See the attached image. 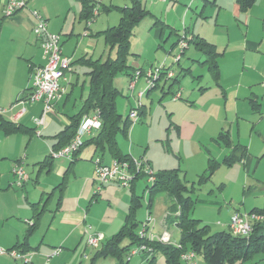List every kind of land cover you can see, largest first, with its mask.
Wrapping results in <instances>:
<instances>
[{"label":"crops","instance_id":"0c3cea01","mask_svg":"<svg viewBox=\"0 0 264 264\" xmlns=\"http://www.w3.org/2000/svg\"><path fill=\"white\" fill-rule=\"evenodd\" d=\"M5 1L6 0H0V107L5 109L4 112L0 113V200L4 201V204L0 203V245L7 248H17L18 250L28 253L33 251L39 252L38 254L41 253L39 255V260L38 262L36 260L35 263L33 257L36 254L30 253V264H41L44 260L43 255L50 252L53 247H56V244L59 243L61 246H74L75 249L81 240H84V237H86L87 226H85L86 228L84 229L83 234L82 227L83 224H85L87 212L91 210V208H89L90 203L85 207L83 200L84 198H87L88 194L91 192L90 190L92 188L90 189L89 183L93 185L96 184L93 174L95 168L94 160L99 159L102 164L104 163L106 165H110L114 160L109 152L111 161H104L103 154L99 155L100 149L90 143L83 145L79 153L72 159L65 156H50V150L54 148V146L59 145L56 135L64 130V128L71 123L72 117L81 111L84 100L89 92L88 72L90 68H88V66L80 59L91 58L93 60H103L101 59V56L97 58H94V56L98 51L96 44L98 42H95V37L96 39H98L99 36L103 38L100 32L104 29L94 31L93 25L90 24V22L88 23V20H85V18L82 17L81 6L79 7L74 2H70L67 5L68 7L59 6L58 9H55L51 8L49 4L42 5L36 0H27L25 7L18 10L12 16L6 17L3 13ZM187 1L191 2L193 0H165L158 1L157 3H167L170 4L172 8H177L178 3ZM29 2L32 5H29ZM208 2L209 0H203L202 9L199 14L207 19V26L212 27H209L207 31L209 34L206 35V33L204 34L202 32H192L189 38H194L196 36L202 37L214 46L218 53L216 56L219 69L218 80L215 81L213 79L207 66L202 63L204 59L203 53L193 43H190L187 48L190 45L193 46L195 50L200 52V57H190L189 62L184 65L180 63L182 59L180 58L177 64L178 72L173 76L175 77L174 79L171 77L173 79L171 82L168 84L163 83L161 86L157 83L156 88L147 89L145 78L140 76V78L138 77L135 81L132 89L128 87L129 95L137 102L138 93L142 91L143 94L139 98L140 104L138 102V105H136V107H140L139 109H136L138 117L133 123H131L129 127L130 131L128 130L126 137L131 135V138L133 139L139 115L146 107L145 102H143V96L145 94L147 95L151 90L154 91L159 89L161 95L160 98H162L164 95L172 92L174 82L178 81L180 75H190L192 79L196 81V85L198 86L197 90L201 96L210 92L211 90L209 89L216 86L219 88L221 95L226 98V88L232 89L236 85V88H234V98L238 100L240 96H244V98L248 99V104L251 106L252 111L259 112L264 119L262 114L264 112V103L259 101V96H261V99L264 98V88L261 85L264 80V0H255L252 6L243 12L240 10L236 0H233L230 9L235 16L234 19L237 25L231 23L235 27L231 23L226 25L227 23H225L226 21L222 17V11L225 8L222 0H214L212 3L215 7L213 10L214 12L205 15ZM142 4L144 5L143 0ZM28 5L30 8L38 10L47 20V30L53 33L59 32L61 36L60 43L62 51L66 56H70L72 59L70 69L65 72V79H61V85L64 87V92L58 100L53 102V107L51 110H48L45 124L42 126L37 125L35 119L41 115L43 103L41 101L33 103L18 102L21 97L24 98L29 93L31 69L34 66H39L44 63V59L41 57L42 50L39 45V40L32 31L34 18L29 10L30 8L27 7ZM71 10L72 15L70 13ZM147 11L150 12L149 10ZM70 16L72 17L70 18ZM211 16L214 17L213 22L211 21V18H209ZM153 18H155V25L162 26L159 31H155L154 39L159 37V39L162 40L164 34L163 26L165 25L169 28L165 40L159 44L160 47L164 48L165 45H163V43L171 37L172 33L176 35V38L170 44L169 50L172 51L174 45L177 44L179 39L178 37L180 33L178 29H176L174 25L165 23L154 15ZM239 23L244 26L241 30L238 28ZM255 23H257V26ZM223 28L226 29L228 35L227 41L224 45L223 43L219 45L217 42L220 39L214 38V36L219 37L218 35L224 31ZM232 28H236L237 30L234 35V43L232 42L233 37L231 38L229 34V31ZM84 30L87 32L83 35L80 32H83ZM240 32H242V35ZM109 49L111 48L109 47ZM102 52H104V48L102 49ZM131 55H133V53H131ZM194 55L196 56L195 53ZM129 56L128 58H130ZM127 63L130 66V71L138 68L137 66H141L140 68L144 67L138 65V61L133 57L130 58V60L127 59ZM194 65H197L196 68H194ZM167 67L171 68V66ZM80 73H83L84 75L82 81L80 79ZM122 74L127 76V80L130 81L129 79L131 76H129V74ZM207 75H209V78H206ZM79 81H81L80 88ZM225 81L230 82L229 85H226ZM113 85L119 91L114 79ZM137 86L140 90H137ZM144 87H146L145 91ZM177 92H179V88L174 91L175 94ZM181 98L182 94L180 93L179 97L177 99L172 98V101L175 103ZM184 100L189 102L190 105L195 104V101L193 100ZM128 101L130 102V100ZM208 102L209 101L207 100L202 103L203 109H206V111H210L211 104L209 105V103L211 101ZM136 107L131 106L125 116L120 113L123 119L128 118L131 122L128 114L131 109ZM171 108V114L176 112L175 107ZM140 109L142 110L139 112ZM92 112L93 110L85 112L83 115H90ZM6 124L17 126L18 129L13 131L5 129ZM171 127H173V131L177 133V137L182 143V155L186 158L189 157L192 161L196 160V162H200V164L204 162V155L206 154L207 161L209 156L215 158L219 162L222 161L225 156L230 155L233 152V145H235V143L245 146L246 148V155L241 161H244L247 158V155H249L248 145L242 143L240 136H237V140H234L231 132L228 129H225V127L218 129L217 134L213 133L216 132L217 129H214V131L208 129L207 133L206 130H201L198 121L195 122L190 119V117H186V115L180 117L177 116L176 119L174 118L171 121ZM37 131H39V134H37ZM220 132L227 133L231 141L230 146H226L217 140V136ZM117 136L116 141L121 152L135 160V149L133 144L130 143L129 146L125 148L124 145L119 143ZM90 137L91 136H86L85 140ZM207 140L214 141L217 145L226 148L227 153L222 151L225 154L221 160L212 156L208 148L205 147L206 154L201 150V147ZM240 153L241 151L237 150L235 155L239 156ZM22 154L23 156L21 157ZM20 158H23V167L24 165L30 166L31 171L34 174V178H31L30 173L27 172L29 179L20 187L25 190L27 189V184L32 181L33 187L31 191L28 189L30 197L27 194L24 201L21 199V194L19 195L15 193L12 188V186H14V175L11 168ZM51 177L53 180L49 179ZM68 182L81 183L80 187H78L77 194L71 196L70 198L72 199L70 201H67V196L64 192ZM113 183L117 184L116 182H109L102 186V188L105 186L104 194L107 193L109 189L114 188L115 185ZM118 185L119 184H117V186ZM56 188L59 189V194L54 200L57 192ZM125 195L126 191L124 192V196ZM52 202L53 204L51 205ZM235 211H239V209H235ZM47 213L49 214L47 215ZM46 215L48 218H46ZM24 221H30L27 230L26 226L23 224ZM43 221H46L45 226H47V229L45 232L41 233L36 242L30 243L31 233L37 227H40ZM163 222L166 223L165 218H163ZM52 226L54 227L53 229L55 232H60H58V235H56L54 239L48 240L46 239V235ZM153 231L156 233L161 232L155 229H153ZM137 255L140 258V264L145 263V261L149 262L148 259L151 257L150 254L145 253ZM1 256L3 255H0V257ZM203 261L205 260H198L197 255H195L191 261H185V263L205 264ZM258 264H264V260L258 262Z\"/></svg>","mask_w":264,"mask_h":264},{"label":"rangeland","instance_id":"374dc122","mask_svg":"<svg viewBox=\"0 0 264 264\" xmlns=\"http://www.w3.org/2000/svg\"><path fill=\"white\" fill-rule=\"evenodd\" d=\"M36 1L42 5L49 4L51 8L55 9H58L59 6L68 7L67 5L70 2H74L79 7L81 6L79 0ZM93 1L95 2L94 9H96L98 13L93 17L92 21H90V24L93 25L94 31L118 25L121 16L119 8L130 5V0ZM213 1L214 0H209L205 10V15L214 12L213 10L215 7L212 5ZM222 1L225 7L222 11V17L225 19V23H227L226 25H229L231 22L237 25L234 19L235 16L232 14L230 9L233 0ZM143 2L146 10L150 11V14L145 15L133 28L130 39H128L130 40L129 57H133L136 61H138V65L144 66L142 69L150 66L153 68L158 67L162 63L165 64L166 67L171 66V68H167L171 69L175 75L178 72L175 57L181 49L180 45L177 42L172 51L169 50L170 44L176 38V35L172 33L171 37L163 43V45H165L164 48L159 46V44L165 40L169 28L165 25L163 26L164 34L162 40L159 39V37L154 39L155 31H159L162 26L154 24L155 18H153V15L160 18L165 23L174 25L180 33L179 37L181 35H185L189 38L192 32H202L208 35L209 32L207 31L210 26H207V19L199 14L202 9L203 0L180 2L178 3L177 8H172L170 4L157 3L158 1L153 0H143ZM29 5L32 4L29 2ZM29 5L27 7L30 8ZM33 9L35 8H30V12ZM70 13L72 15V10ZM71 17L72 16H70V18ZM209 18H211L212 22L214 21L213 16ZM255 25L257 26V23H255ZM238 26L237 27L240 30L244 27L241 23H239ZM223 29L224 31L218 35L219 37L214 36V38L220 39L217 42L219 45L222 43L224 45L227 41L228 35L226 33V29ZM86 32L87 31L84 30L80 33L84 35ZM236 32V28H232L229 31L231 38L233 37V43L235 42L234 35ZM240 33L242 35V32ZM95 40V42H98L96 43L98 51L94 58L101 56V59L105 60L109 56H115L116 49H109V45L102 41L103 38L101 36H99L98 39L95 37ZM103 48L104 52H102ZM131 53H133V55H131ZM197 56L200 57V52L195 50L193 46L190 45L184 50V54L181 55L182 59L180 63L182 65L187 64L190 57ZM130 58H128V60H130ZM196 66L197 65H194V68H196ZM137 67L138 68L136 69H139V66ZM80 75V79L82 81L84 75L83 73H80ZM206 78H209V75H207ZM127 79V76L122 73H118L114 77L120 91L118 97L116 98L115 107L118 112L122 113L124 116L131 106L136 107V105H138V102L133 100L129 95V81ZM160 80L161 81L158 83L161 86L163 83L168 84L173 79L166 78L165 75H162ZM81 81H79V88ZM229 83L230 82L225 81L226 85H229ZM178 88V93L182 94V98L178 99L177 102L174 103L172 98L175 94L174 91ZM197 88L198 86L196 85V81H194L190 75H180V77H178V81L174 82L172 92L164 95L162 98H160L161 95L159 89L154 91L151 90L147 95L145 94L143 96V102H145L146 107L139 115L133 139L131 138V135L126 137L121 133H119L117 137L119 143L124 145L125 148L128 147L130 143L133 144L135 149V160L142 162L143 167H145L147 171L151 170L156 173L160 169H170L172 167L179 168L180 176L185 177L187 185L190 186L192 182H196L198 180V176L200 174L206 171V148L209 149L212 156H215L219 160H221L223 155L227 153V150L226 148L217 145L214 141L207 140L201 147V150L206 154L204 155V162L200 164V162L198 163L196 160L192 161L189 157H184L181 150L182 143L179 141L177 133L173 131V127H171V121L174 118L176 119L177 116L180 117L186 115V117H190V119L195 122L198 121L202 131L206 130L207 132L208 129L211 131L217 129L216 132H213L217 134L218 129L225 127V129H228L231 132L234 140H237V136H240L242 143L248 145L249 155H247V158L244 161L233 162L230 165L220 163L212 176L207 181L202 182L201 185L197 183L195 190L190 193L191 197L195 200L193 208L191 209V216L198 220L200 219L201 224L208 225L211 232L226 231L228 229L227 224L231 214L235 211V209H239V211L242 212H249L251 208L254 207L261 209L264 208V119L259 112L252 111L251 106L248 104V99L244 98V96H240L238 100L234 98V88H236V85L232 89L226 88V98L221 95L219 88L216 86H213L212 89H209L211 90L210 92L202 96L198 93ZM137 90H140L138 86ZM145 90L146 87H144V91ZM184 99L193 100L195 101V104L190 105L189 102H186ZM128 100H130V102ZM207 100L209 102L211 101L210 103L208 102L209 105L211 104L210 111H206V109H203L202 106V103ZM259 101L264 103V98L261 99V96H259ZM171 107H175L176 109V112L173 114L170 113V111H172ZM141 110L142 109H140L139 112ZM137 139L140 142H138ZM101 154H103L104 161H111V156L107 148L99 150V155ZM22 156L23 154L21 157ZM24 169L26 172L30 173L31 178H34V174L31 171L30 166L24 165ZM49 179L53 180L52 177ZM80 184V182L67 183V186L64 189L67 201L72 199L70 198L71 196L77 194ZM146 184H148V182L145 175L134 181L133 191L140 199V205L135 211V220L143 222L146 221V219H150L151 229L162 231L166 228L172 234V242H179L180 234L178 228L174 224L175 222H163V218L169 214V205L171 203L170 197L165 191L156 192L152 197V204L149 208L148 188L146 187ZM13 185V190L15 193L19 195L21 194V199L23 201L27 194L30 197L28 189L31 191L33 187L32 181L27 184V189L25 190L15 185L14 180ZM114 185V188L109 189L107 193H103L104 186L102 190L98 192L99 194H97L96 184L93 185L89 183V187L92 189L90 190L91 192L88 194V197L84 198L83 204L86 207L90 203L89 208H91V210L87 212L85 217L86 220L82 227V234L86 228L85 226H90L89 231L102 233L105 242L113 234H115L123 224V216L130 202L131 191L129 187L117 186V184ZM56 189L57 192L54 200L59 194V189ZM125 191L127 197L126 195L124 196ZM0 203L4 204V201L0 200ZM52 204L53 202L51 205ZM48 214L49 213H47V215ZM46 218H48V216ZM23 224L26 226L27 230V227L30 225V221H24ZM45 224L46 221H43L40 227H37L31 233L30 243L36 242L41 233L45 232L47 229ZM53 228L54 227L52 226L47 232L46 239H54V237L58 235V232H60H55ZM84 240H81L75 249L74 246L70 247L68 245L61 246L59 243L56 244V247L61 248V252L51 259L50 264H90L91 259L95 254V249L93 250V248L85 246ZM126 243L127 239H124L122 245H125ZM3 247L7 248L5 246ZM30 253L36 254L33 257V261L34 263L36 260L38 262L39 255L41 253L38 254L39 252L34 251ZM84 254H86L87 257L84 258ZM197 258L198 260H204L200 255H197ZM115 262L116 259L112 255H101L95 259L93 264H115ZM203 262L207 264L205 261ZM22 263L23 262L21 260H15V258L13 259L8 254L0 257V264ZM127 264H140V258L138 255H134L130 258ZM143 264H165L162 251L158 249L154 254V260L151 263L145 261ZM181 264L186 263L185 261H182Z\"/></svg>","mask_w":264,"mask_h":264},{"label":"trees","instance_id":"16d2710c","mask_svg":"<svg viewBox=\"0 0 264 264\" xmlns=\"http://www.w3.org/2000/svg\"><path fill=\"white\" fill-rule=\"evenodd\" d=\"M79 2L82 8L81 15L85 20H88L93 16L95 2L93 0H79ZM236 2L243 12L250 8L255 0H236ZM119 11L121 16L118 25L105 28L100 32L103 41L111 49H116L115 56H109L105 60L80 59L90 68L88 72L89 92L81 111L73 116L71 123L56 135L59 145L52 149H58L70 140L76 133L80 119L85 112L98 109L102 120L101 127L93 136L86 139L83 145L90 143L100 150L107 148L114 159L126 160L133 166V159L121 152L116 141V136L119 133L127 136L131 122L128 118L123 119L115 107L119 91L114 87L113 79L118 73H126L131 76L136 70L130 71V66L127 63L130 55V40L128 39H130L133 27L150 12L145 9L142 0H130V5L119 8ZM190 43H193L203 53L202 63L207 66L213 79L217 81L219 69L216 56L218 53L214 46L198 36L189 38L188 45ZM156 87L157 84L152 88ZM139 108L138 106L135 109ZM5 129L13 131L18 127L6 124ZM217 140L226 146L231 145L226 132H220ZM237 150L241 151L239 156L235 155ZM245 155V146L235 143L233 152L225 156L222 161L219 162L209 156L206 171L200 174L198 180L192 182L190 186L187 185L185 177L180 176L179 168L164 169L154 173V180L146 184L148 206L151 207L152 197L159 191H165L172 199L165 221L175 222L174 224L179 230L180 238L176 244L151 241L138 236L137 232L141 222L135 220V211L140 205V199L133 191V185L134 181L143 174L136 173L129 187L131 196L123 224L115 234L102 243L100 248L95 250L90 264H93L95 259L101 255H112L116 259V264H127L130 260L127 259L130 247L140 243H147L152 248L151 257L148 259L150 263L154 260V254L158 249L164 255L165 264H181L180 255L187 251H193L195 255L202 256L207 264H256L264 260V218L253 222L250 233L243 236L233 234L229 228L226 231L211 232L208 225L201 224L200 219L193 218L190 214L195 202L190 193L195 190L196 184L201 185L202 182L207 181L220 163L230 165L235 161H241ZM249 212H256L264 216V208L254 207ZM124 239H127V243L122 245Z\"/></svg>","mask_w":264,"mask_h":264},{"label":"built area","instance_id":"2783aa9c","mask_svg":"<svg viewBox=\"0 0 264 264\" xmlns=\"http://www.w3.org/2000/svg\"><path fill=\"white\" fill-rule=\"evenodd\" d=\"M153 1H165V0H153ZM27 0H6L3 8L4 16L10 17L18 10L26 6ZM31 15L34 18V24L32 31L39 40V45L42 50V56L44 63L39 66H34L30 71V86L29 93L26 97L19 99V103L29 102L33 103L41 101L43 103L42 113L35 119L37 125H44L46 121V114L48 110L53 107V102L58 100L64 92V87L61 85V79H65V72L71 67L72 59L70 56H66L62 51L61 36L58 33L50 32L48 29L47 20L36 9L31 10ZM97 15V10L93 9V16L88 19V23ZM178 43L180 45L179 53L175 57L176 64L179 62L181 55L188 46V38L185 35L178 37ZM165 75L166 78H171L174 73L171 69H168L165 64H160L158 67H148L145 69H136L130 77L129 88L134 87L135 81L140 76H143L147 83V89L154 87L161 76ZM264 88V80L261 83ZM143 94L142 91L138 93V102L140 104V97ZM179 93L173 95V99H177ZM5 109L0 107V113ZM264 117V112L262 113ZM128 117L133 123L138 113L135 108L129 111ZM101 118L98 109H94L90 115H83L80 119L76 133L70 138V140L58 149H51L50 156L59 157L65 156L72 159L79 153L81 147L84 144L86 136H92L101 127ZM39 134V131H37ZM95 161L94 168V180L96 182V193H98L105 183L116 182L119 186L130 187L136 173H142L146 176L148 184L154 180V172L143 167V163L137 160H133V166L126 160L114 159L110 165L102 164L99 159ZM23 158L17 160L12 166L11 170L14 177L15 185L21 187L29 179L28 173L23 167ZM264 218L263 215L256 212H242L234 211L229 219L228 228L233 234L246 236L251 231L252 223L260 221ZM90 226H87L85 243L86 246L94 249L100 248L104 242V236L102 233H94L89 231ZM138 236L140 238H147L149 240H157L163 243H174L171 240V234L166 229L160 233H156L151 229L150 219H146L140 223L138 229ZM176 244V243H174ZM61 252L60 247H53L49 253L43 255L44 260L41 264H50L51 259L57 256ZM151 254L152 248L147 243H140L130 247L127 259L137 254ZM10 255L15 260H21L24 264L31 263L30 252H24L17 248H4L0 246V255ZM195 256L193 251L183 252L180 258L183 261H191ZM86 257V255H84Z\"/></svg>","mask_w":264,"mask_h":264}]
</instances>
